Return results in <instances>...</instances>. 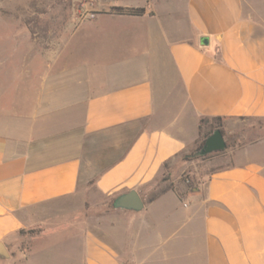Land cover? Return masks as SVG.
Segmentation results:
<instances>
[{
  "label": "crops",
  "instance_id": "1",
  "mask_svg": "<svg viewBox=\"0 0 264 264\" xmlns=\"http://www.w3.org/2000/svg\"><path fill=\"white\" fill-rule=\"evenodd\" d=\"M161 2L106 3L145 12L106 13L98 29L149 27L147 50L109 66L73 64L70 41L50 63L0 61V107L11 108L0 112V264H264L255 149L181 180L206 162L182 159L201 119L264 118V5L183 0L165 9L167 28ZM130 190L143 209L107 207Z\"/></svg>",
  "mask_w": 264,
  "mask_h": 264
},
{
  "label": "rangeland",
  "instance_id": "2",
  "mask_svg": "<svg viewBox=\"0 0 264 264\" xmlns=\"http://www.w3.org/2000/svg\"><path fill=\"white\" fill-rule=\"evenodd\" d=\"M108 1L111 0H0V61L7 57L14 61L27 54L28 60L33 61L34 56L38 54L44 56V62L50 63L53 51L65 49L72 43L70 47L77 48V54L71 59L73 64L93 63L105 67L109 66L110 62L129 55L131 47L136 52L147 50L149 27L146 31L143 27L120 31L117 22L102 21L98 29V20L104 18L106 13L115 15L112 9H107ZM117 1H125L128 4L144 2ZM182 1L162 0L159 7L157 5L161 14L159 21L163 27L174 28V17H165V9L172 3L178 5ZM246 1L253 5H264V0ZM151 2L157 3L158 0ZM120 23L118 22L119 25ZM156 28L152 26V32L155 33ZM85 29H88L86 33H92V36L83 40L79 36L85 33ZM11 67L16 68L17 64H12ZM0 82H5L1 73ZM10 109L9 106H1L0 112ZM219 124L224 132L227 148L208 154L209 156L203 159L206 162L190 171L191 178H186L190 186L221 167L222 165L212 159L228 154L229 151L253 148V154L264 160V118L225 119ZM207 129L203 126L202 130L206 132ZM111 203L112 199L106 202L108 208H111Z\"/></svg>",
  "mask_w": 264,
  "mask_h": 264
},
{
  "label": "water",
  "instance_id": "3",
  "mask_svg": "<svg viewBox=\"0 0 264 264\" xmlns=\"http://www.w3.org/2000/svg\"><path fill=\"white\" fill-rule=\"evenodd\" d=\"M208 44L207 38L201 39V45L206 46ZM226 147L224 138L219 130H214L204 142L203 147L196 153L197 156H205L214 152L224 150ZM113 209L127 210V211H140L143 209L144 204L134 190H130L126 193H122L116 196L111 203Z\"/></svg>",
  "mask_w": 264,
  "mask_h": 264
},
{
  "label": "trees",
  "instance_id": "4",
  "mask_svg": "<svg viewBox=\"0 0 264 264\" xmlns=\"http://www.w3.org/2000/svg\"><path fill=\"white\" fill-rule=\"evenodd\" d=\"M112 12L115 15H120V16H131V17H140L144 14L145 10L144 8H122V7H115L112 8ZM223 120V118L221 117H214V118H203L200 120L199 123V129L202 130L203 126L207 127L208 129L206 130V132H203L202 134V138L199 142V144L197 145L196 149L190 153V154H183L182 155V159L184 161H189L192 159H204L206 157H208L209 155H205V156H197L196 153L203 147L205 139L214 131V130H219L220 133L222 134L223 138H224V132L221 128V125L219 124L221 121ZM225 149L227 148V144L225 142ZM224 149V150H225ZM191 178L190 176V171H187L185 174H183L181 176V180H188L186 178ZM185 178V179H184Z\"/></svg>",
  "mask_w": 264,
  "mask_h": 264
}]
</instances>
